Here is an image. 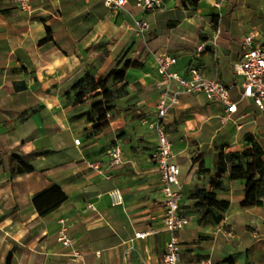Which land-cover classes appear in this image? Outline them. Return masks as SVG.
Instances as JSON below:
<instances>
[{
    "label": "crops",
    "instance_id": "1",
    "mask_svg": "<svg viewBox=\"0 0 264 264\" xmlns=\"http://www.w3.org/2000/svg\"><path fill=\"white\" fill-rule=\"evenodd\" d=\"M127 1L115 13L103 0H31V12L16 0H0V264H164L170 233L152 159L158 138L146 123L164 88L153 55L159 50L178 59L175 69L184 76L199 67L236 85L238 102L227 117L225 105L182 91L165 118L172 160L181 168L180 213L189 218L178 231L180 264H264V198L244 206L246 182L232 178L231 167V152L252 147L247 135L264 148V114L241 98L242 78L234 70L248 34L264 43V0L197 6L163 0L147 11ZM134 19L149 23L144 38L135 34ZM125 51L140 65L127 68L118 86L128 93L98 129L77 115L102 96L70 102L64 93L87 70L99 80ZM172 87L181 90L177 82ZM116 145L124 158L119 164L111 162ZM34 152L35 170L12 175L10 157ZM217 178L221 185H214ZM54 185L68 198L42 215L34 199ZM197 185L229 203L218 210L220 221H199L189 197ZM63 234L70 244L59 240Z\"/></svg>",
    "mask_w": 264,
    "mask_h": 264
},
{
    "label": "built area",
    "instance_id": "2",
    "mask_svg": "<svg viewBox=\"0 0 264 264\" xmlns=\"http://www.w3.org/2000/svg\"><path fill=\"white\" fill-rule=\"evenodd\" d=\"M17 4L24 10L31 12V0H16ZM105 5L113 12H118L127 4V0H103ZM136 5L143 11L154 10L163 6V0H135ZM132 28L138 37L144 38L150 29V25L143 19H134ZM220 31L213 37V43L217 45ZM205 44H201L199 49H204ZM157 62L158 71L163 78L164 88L159 94L157 101V114L153 119L146 120L148 126L157 133L158 144L152 154L157 171L161 174L164 194V215L163 222L170 233L166 242L164 252V264L181 263V242L178 231L183 230L189 223V218L180 213V203L183 192L179 186L181 168L179 164L173 162L172 142L166 130L165 118L170 110L180 103L181 92L190 94L202 93L210 101L226 106L227 117L238 110V102L233 96L234 84H227L217 77H208L199 67H192L189 74H180L175 66L178 59L170 55L166 50L153 52ZM234 70L242 80L241 98H251L255 107L264 114V43L255 42V34H248L242 42V55L240 60L234 65ZM173 82L181 87L175 90ZM80 143V139H76ZM111 162L119 164L124 161L122 149L116 145L110 153ZM94 165V164H91ZM150 232H137V237H145ZM65 244H70L71 239L65 234L59 237ZM205 264H211L206 260Z\"/></svg>",
    "mask_w": 264,
    "mask_h": 264
},
{
    "label": "trees",
    "instance_id": "3",
    "mask_svg": "<svg viewBox=\"0 0 264 264\" xmlns=\"http://www.w3.org/2000/svg\"><path fill=\"white\" fill-rule=\"evenodd\" d=\"M189 5L197 6L200 0H186ZM127 51L118 56L113 66L99 80L94 74L87 70L79 75L66 89L65 95L70 102H83L90 97L102 96L94 101L90 108L79 113L77 117H85L88 121L97 123L100 129L107 124L108 113L116 108V102L128 93L125 86H118L125 78V73L130 66H139L138 60L126 58ZM246 141L252 145L241 151L231 152L232 178L242 179L246 182V198L243 205L261 204L264 198V148L253 135H247ZM34 152L28 155L14 154L10 157V168L12 175L23 174L35 170L31 163ZM223 167L220 173L226 172L223 154L221 155ZM204 169L201 163L199 172ZM221 180H214V185H221ZM189 197L196 199L194 207L198 213L199 221H220L223 215L218 212L225 211L229 203L219 199L214 191L208 190L203 185H197L190 190ZM68 198L60 186L54 185L47 191L36 196L34 201L40 209V213L46 214ZM9 264V262H8ZM229 264H235L233 259Z\"/></svg>",
    "mask_w": 264,
    "mask_h": 264
}]
</instances>
